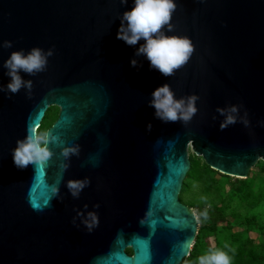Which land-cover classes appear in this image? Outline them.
Segmentation results:
<instances>
[{"label": "water", "instance_id": "water-1", "mask_svg": "<svg viewBox=\"0 0 264 264\" xmlns=\"http://www.w3.org/2000/svg\"><path fill=\"white\" fill-rule=\"evenodd\" d=\"M176 3L173 33L194 50L166 77L144 56L130 64L143 40L117 39L132 0H0V45L13 42L0 46V84L11 51L54 49L45 71L22 73L30 96L0 92V264H182L199 230L180 199L190 146L211 168L242 178L264 160V0ZM164 82L177 97L199 96L188 123L154 116L148 101ZM228 104L242 105L247 126L220 129L216 109ZM52 106L59 113L47 131L80 146L57 196L59 147L49 142L54 155L42 167L19 169L11 153ZM85 176L90 184L73 198L66 182ZM97 204L99 223L88 231L76 214Z\"/></svg>", "mask_w": 264, "mask_h": 264}, {"label": "clouds", "instance_id": "clouds-1", "mask_svg": "<svg viewBox=\"0 0 264 264\" xmlns=\"http://www.w3.org/2000/svg\"><path fill=\"white\" fill-rule=\"evenodd\" d=\"M127 4L128 0H120ZM177 7L176 0H132L130 9H126L120 16V25L117 30V39L123 40L129 46H136L135 55L130 59L133 67L138 66L136 57L144 56L149 61V67L158 70L163 76H171L185 65L193 53V44L187 36L173 33L171 23L173 13ZM13 42L4 40L2 46L11 48ZM54 54L53 48L43 49L33 46L29 50L23 48L11 51L4 60V74L9 77L6 85L0 84V92L16 94L22 88L26 95L31 94L32 80L25 79L22 73L34 76L46 70L48 59ZM197 94L177 97L171 86L164 82L158 85L151 93L149 106L154 108V116L164 123L180 121L188 123L197 112ZM242 105L228 104L218 106L216 111L223 119L220 129L235 124L237 121L245 126L249 121L247 112L241 114ZM152 124L146 125V130L151 131ZM59 147V156L62 157L61 174L56 183L50 186L53 196L59 194V183L63 178V172L70 166V158L78 156L80 146L77 143L65 144L59 135L50 134L47 130L40 131L31 125L27 128L26 135L16 140V146L12 149L14 165L24 169L28 165L44 166L53 157L54 152L49 147V142ZM90 184V178H70L66 187L73 198H78L82 190ZM99 205H94L93 210H88L85 205L83 210L77 211L80 222L92 231L98 226V213L94 210ZM86 210V211H85ZM75 220V218H74ZM197 264H231L228 253L219 248H210L198 258Z\"/></svg>", "mask_w": 264, "mask_h": 264}, {"label": "trees", "instance_id": "trees-1", "mask_svg": "<svg viewBox=\"0 0 264 264\" xmlns=\"http://www.w3.org/2000/svg\"><path fill=\"white\" fill-rule=\"evenodd\" d=\"M49 113L50 115H48ZM52 113V110L46 113L42 124L38 128L40 131H45V128L47 126L50 127L57 119L58 116L55 118V115ZM221 176H223L221 172L211 167L203 168L199 161L195 160L192 161L191 169L186 177L193 178L203 185H210L221 179ZM243 186L244 188L240 195V200L235 201L234 196L231 194L224 199L218 196L221 200H215L213 206L209 210L205 211V209H203V218L206 223L200 225L190 254L183 260L182 264H197L198 258L211 248L206 242H200L202 234L223 232V229L219 228L220 222H228L229 217L239 218L241 216L240 210L248 206L255 208L264 201V188L259 191H251L248 187V183H243ZM190 187L191 184L184 180L180 199L187 205L189 204L184 196L185 193L190 190ZM220 189H223V186H220ZM218 192L217 190L215 193H211V196H217ZM216 201H221L222 204H218ZM255 217L256 215L253 214V216L247 220V230H252L257 225ZM227 232L230 240L219 242L220 245L216 248L222 249L228 253L231 264H264V245L256 244L250 238L249 232ZM127 252L129 254L133 253L132 249L127 250Z\"/></svg>", "mask_w": 264, "mask_h": 264}, {"label": "rangeland", "instance_id": "rangeland-1", "mask_svg": "<svg viewBox=\"0 0 264 264\" xmlns=\"http://www.w3.org/2000/svg\"><path fill=\"white\" fill-rule=\"evenodd\" d=\"M50 110H52V114H54L56 118L59 113V107L52 106L49 111ZM48 115H50V113ZM48 127L49 126H47L45 130H48ZM189 157L191 162L195 160L199 161L203 168L210 167L204 158L199 156L191 146L189 148ZM222 174L223 176H221V179L211 183L210 185H203L202 183L189 177H186L185 179V182L190 183L191 187L190 190L185 193L184 197L189 204L188 206H190L197 214L199 219V227L200 225L206 223L203 218V209H205V211L209 210L213 206L215 200L224 199L230 194L234 196L235 201L240 200V195L244 188L243 183H248V187L251 191H259L264 188V160L262 159L259 160L258 163L252 168L248 178L237 177L224 173ZM220 186H223V189H220ZM217 190L219 191L217 196H211V193H215ZM216 202L218 204H222L221 201ZM240 213L241 216L239 218L229 217L228 222L219 223V228H222L223 232L202 234L200 242H206L211 248H216L218 245H220L219 242H226L230 240L227 231H246L249 232L250 238L256 244L264 245V201L255 208L248 206L247 208L240 210ZM253 214L256 215L255 219L257 221V225L254 227V229L247 230L248 224L246 222L253 216Z\"/></svg>", "mask_w": 264, "mask_h": 264}]
</instances>
